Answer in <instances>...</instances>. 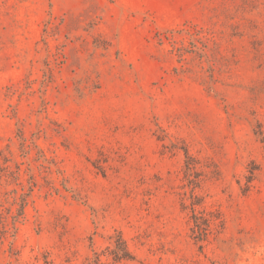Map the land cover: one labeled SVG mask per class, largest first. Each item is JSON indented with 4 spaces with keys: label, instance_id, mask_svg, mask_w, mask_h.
<instances>
[{
    "label": "rangeland",
    "instance_id": "obj_1",
    "mask_svg": "<svg viewBox=\"0 0 264 264\" xmlns=\"http://www.w3.org/2000/svg\"><path fill=\"white\" fill-rule=\"evenodd\" d=\"M0 264H264V0H0Z\"/></svg>",
    "mask_w": 264,
    "mask_h": 264
},
{
    "label": "trees",
    "instance_id": "obj_2",
    "mask_svg": "<svg viewBox=\"0 0 264 264\" xmlns=\"http://www.w3.org/2000/svg\"><path fill=\"white\" fill-rule=\"evenodd\" d=\"M22 207H23V206H21L20 209H19L20 213L22 212ZM19 216H21V215H19ZM11 225H12V226L9 227V228L6 230V232H8L10 229L13 228L14 224H11ZM6 232H5V233H6ZM117 240H118V242H119V241L121 242V243L119 244V246H117V249H118L119 252H122V251H123V247H122V246H123V242H122V239H121L120 235L117 236ZM124 250H125V249H124ZM125 257H127V256H125Z\"/></svg>",
    "mask_w": 264,
    "mask_h": 264
}]
</instances>
